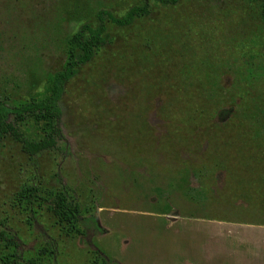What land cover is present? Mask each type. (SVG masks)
I'll list each match as a JSON object with an SVG mask.
<instances>
[{"label": "rangeland", "instance_id": "374dc122", "mask_svg": "<svg viewBox=\"0 0 264 264\" xmlns=\"http://www.w3.org/2000/svg\"><path fill=\"white\" fill-rule=\"evenodd\" d=\"M142 4L0 0V98L14 105L43 93L48 77L64 67L67 41L81 25L95 26L100 10L120 17ZM148 5L150 14L131 26H109L111 42L66 84L60 103L63 142L32 157L11 137L3 140L0 235L17 244L13 264H191L172 253L167 238L152 242L166 227H151L148 217L164 211L166 201L177 218H186L185 225L171 228L176 236L184 234L193 247L203 238L199 248H207L206 261L215 264L207 240L252 236L248 223L264 215V73L250 60L258 51L254 42L264 43L257 5L245 0ZM226 110L230 114L222 115ZM19 130L36 135L31 125ZM212 135L218 136L217 146L237 156L231 160L235 174L250 173L246 181L210 170L213 165L198 147L207 146ZM238 150H244L247 167ZM26 186L39 191L41 200L33 207L16 201ZM56 192L79 207L83 235L66 236L57 225L48 199ZM216 193L239 204L213 206L210 215L240 223L199 218L209 215L205 201ZM93 216L102 233L91 223ZM251 249L264 264V247ZM12 251L0 239V264ZM203 256L188 257L198 264ZM234 257L226 263L251 259Z\"/></svg>", "mask_w": 264, "mask_h": 264}, {"label": "trees", "instance_id": "16d2710c", "mask_svg": "<svg viewBox=\"0 0 264 264\" xmlns=\"http://www.w3.org/2000/svg\"><path fill=\"white\" fill-rule=\"evenodd\" d=\"M148 1L149 0H143L142 5L129 8L125 14L120 17H115L106 10H100L94 17L95 26H91L90 24L81 25L77 32L67 41L64 52V67L48 77L43 93L14 105H10L0 98V148L3 140L6 137H11L21 145V149L25 154L33 157L63 142L64 136L61 129L62 108L60 103L66 84L75 77L78 67L89 63L99 50L111 42L109 26L126 28L131 26L136 19L150 14ZM153 1L163 5H176L179 2V0ZM212 1L220 2L222 0ZM245 1L257 5L260 20L264 25V0ZM254 46L258 48V51L251 56L250 60L253 61L251 65L257 67L264 73V43L254 42ZM229 111L230 110H226V112H222V115L230 114ZM24 125H31L35 130L36 135H31L33 138L26 137L25 134L20 132L19 127ZM212 136L213 138L208 140L210 143H207V146L198 147V150H201L202 154L207 155L210 164L213 165V168L210 170H226L230 174L229 180L238 181L241 179L242 181H246L248 177L247 175L245 176V174L250 173H241V175L237 176L235 174L238 170L236 167L237 163L235 165L231 162L232 159L237 161V156L227 148L222 150L221 147L216 145L218 136ZM199 140H202V138L194 139L193 142H198ZM169 144L170 143H168V146ZM240 144L241 143L238 142V146L242 147ZM170 147L173 150L175 149L172 145H170ZM241 152L242 154L239 150L237 152L239 154L238 156L243 160L241 166L247 167L249 163L243 155L244 150H241ZM224 156L225 159L223 158ZM188 174L189 172L186 169V177H188ZM197 176L201 175L197 174ZM16 198L19 204L31 207H33L38 200H41L38 189L33 186H26L21 189L16 194ZM48 199L50 200L49 210L56 219L57 225L65 232V235H83L84 230L81 229L80 224L83 223L85 219L80 217L79 207L69 202L62 192L52 193ZM91 220V223L96 227L97 231L102 233V230L97 226L95 216H93ZM84 227L87 228L85 224ZM0 239L6 246H10L13 250L12 254L2 261V264H13L14 260L18 258V255L15 253L17 244L14 240L6 236L3 237L0 235Z\"/></svg>", "mask_w": 264, "mask_h": 264}, {"label": "crops", "instance_id": "0c3cea01", "mask_svg": "<svg viewBox=\"0 0 264 264\" xmlns=\"http://www.w3.org/2000/svg\"><path fill=\"white\" fill-rule=\"evenodd\" d=\"M164 156H169V155H164ZM163 156V157H164ZM184 170V175L186 176V173H185V169ZM213 173H220L219 170H212ZM213 174H209V176H211ZM184 176V177H185ZM183 177V178H184ZM188 177H190V174H188ZM211 179H213L212 177H210ZM205 202H208L209 204V207H205L208 212H209V215H206L204 217H199V218H202V219H209V220H215V221H218L220 223L223 222L224 223H240L239 221L238 222H235V221H230V220H227V219H224V218H219L218 216L216 217H213V215H210V211L211 209H213L212 207L214 206V208H222V207H228L230 209H232V204H235L236 202H238V200H232L231 199V196L228 195L227 197H224L223 196V193L222 194H213L211 195L209 198H207V200ZM153 204H156L155 202ZM165 207L162 208L160 206L156 207V208H162V210L164 211H157V213L159 214H155L154 217H148V219H153V221H149L148 224H151L150 226H154L156 224L157 227H155L156 229H159V225L160 224H163L165 227H166V234L163 235V236H158V239L157 237H153L154 239L152 240V242H155L156 240H159L161 238H167L168 240H170L173 244H174V248H175V252H172L173 254H177V255H181V257H186V259H188L189 262H191V264H194L190 259H189V254L191 255H194L195 253H199V255H204L200 260V263L198 264H211V262H207V258H206V252L205 250H207V248H203V249H200L199 246H203L204 242H203V238H201L199 241L200 243H197L199 246L195 245L194 247L191 245L193 244L192 242H186V237H184V234L179 237L178 235L176 236L175 234V231L173 229H171L172 227H176V226H182V225H185L186 224V218L182 219L181 217L180 218H177V214L175 213L174 211V208L172 205H169L168 204V201H166L164 203ZM239 204V202H238ZM247 204V202H246ZM230 206V207H229ZM214 210V209H213ZM177 211V210H176ZM216 213L219 212V210H216L215 211ZM175 216V217H171V216ZM254 215V214H252ZM170 217L172 219H170ZM179 217V216H178ZM254 217V221H252L253 223H248V225H253V226H249L251 227L252 229L249 230L248 232L246 233H249L251 234L252 236H241L240 238H237V241L236 242H231L229 241L228 239L226 238H216L215 237V241H212L211 239H208L207 240V244H208V250L210 251H215V254L216 256H214L213 252H210V254H208V257L211 258V257H214L215 259V264H222L223 261H225V259H229L230 257L233 256V254H236L237 257H234L232 258L231 260H235L239 257V255H250L251 256V259L250 257H245L246 259L243 261L246 262L248 260L249 263L248 264H259L257 263V258H253V256L255 257L254 252L251 254L249 252V249L250 248H255V249H258L259 247L261 248L264 247V237L261 239V237L263 236L261 233L263 232L264 233V229L262 228H257V227H254V226H260L262 225L264 227V215L263 214H260L259 213L257 214V216H253ZM256 218H259V221L258 219L256 220ZM176 218V219H175ZM258 221L260 224H257L256 221ZM197 222V221H195ZM243 223H246V222H243ZM154 224V225H153ZM148 228L149 230L153 229V228ZM170 231L171 234H167V231ZM174 234V235H172ZM258 237H256V236ZM212 237V236H211ZM237 237V236H236ZM214 238V237H213ZM243 241H246L245 243H243ZM192 246V247H191ZM154 248H156L157 246H153ZM205 247V246H204ZM253 249H251L250 251H252ZM227 250H231L232 252H228ZM153 252H157V251H153ZM202 253V254H201ZM158 254L160 255V253L158 252ZM169 261H172V257H171V254H169V258H168ZM168 261V263H169ZM234 262L231 261L229 264H233ZM223 264H227L226 261L223 263Z\"/></svg>", "mask_w": 264, "mask_h": 264}]
</instances>
